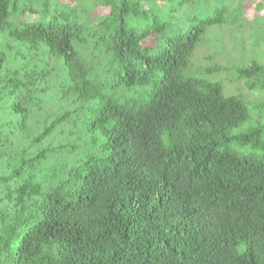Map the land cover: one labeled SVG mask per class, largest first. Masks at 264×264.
<instances>
[{
	"label": "trees",
	"instance_id": "obj_1",
	"mask_svg": "<svg viewBox=\"0 0 264 264\" xmlns=\"http://www.w3.org/2000/svg\"><path fill=\"white\" fill-rule=\"evenodd\" d=\"M200 1L95 0L85 33L56 0H0V264H264V143L228 145L263 127L233 134L245 102L183 74L233 5L165 35ZM105 57L146 98L105 97L76 129L54 100L95 98ZM237 75L264 90V64Z\"/></svg>",
	"mask_w": 264,
	"mask_h": 264
},
{
	"label": "rangeland",
	"instance_id": "obj_2",
	"mask_svg": "<svg viewBox=\"0 0 264 264\" xmlns=\"http://www.w3.org/2000/svg\"><path fill=\"white\" fill-rule=\"evenodd\" d=\"M56 1L58 4L56 3V6L52 4L48 16L55 15L58 21L67 18L82 26L85 33L90 26V17L97 18L109 11L105 6L96 5L95 7V0ZM238 2L240 0H201L197 5L178 13L168 26L165 35L169 37L183 33L190 25L211 15L222 3L233 5L229 6L230 9L225 14L226 23L210 26L206 30L183 74L185 77L205 78L217 82L222 86L224 95H236L245 102L250 118L231 132L233 134L251 133L259 126L263 129L244 141L232 138L228 145L238 151L246 152L255 151L259 148L258 144L264 143V90L249 89L244 79L238 78L237 68L252 62L264 64V0H245L243 9H239ZM70 3L76 6L69 7ZM26 18L29 20L32 17L27 15ZM148 43L149 40L143 42V44ZM150 51L154 52L152 48ZM94 80L100 85V93L95 98L81 101L74 96L62 97L58 94L54 100L57 108L72 111L74 115L72 122L76 129H87L92 110L103 105L105 97L118 102H124L132 97H137L140 101L146 98L147 92L144 88H127L120 83L116 84L117 79L112 75V68L107 57L103 58L101 69L94 76ZM75 108L78 110L75 111ZM256 142L258 144H254Z\"/></svg>",
	"mask_w": 264,
	"mask_h": 264
},
{
	"label": "crops",
	"instance_id": "obj_3",
	"mask_svg": "<svg viewBox=\"0 0 264 264\" xmlns=\"http://www.w3.org/2000/svg\"><path fill=\"white\" fill-rule=\"evenodd\" d=\"M250 19V18H249Z\"/></svg>",
	"mask_w": 264,
	"mask_h": 264
}]
</instances>
